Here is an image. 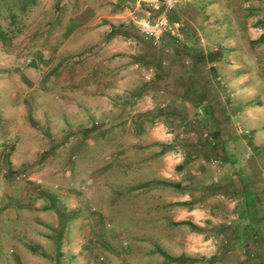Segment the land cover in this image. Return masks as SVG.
Listing matches in <instances>:
<instances>
[{
  "label": "rangeland",
  "instance_id": "374dc122",
  "mask_svg": "<svg viewBox=\"0 0 264 264\" xmlns=\"http://www.w3.org/2000/svg\"><path fill=\"white\" fill-rule=\"evenodd\" d=\"M157 6L0 0V264H264V0ZM90 54L112 85L65 122L26 80Z\"/></svg>",
  "mask_w": 264,
  "mask_h": 264
},
{
  "label": "crops",
  "instance_id": "0c3cea01",
  "mask_svg": "<svg viewBox=\"0 0 264 264\" xmlns=\"http://www.w3.org/2000/svg\"><path fill=\"white\" fill-rule=\"evenodd\" d=\"M116 11L113 13V15L111 14L110 16H107V20L108 21H101L99 23H102L101 25H99V28H102V30L104 29L105 33L109 36L108 38H106V40L102 41V42H97V48L96 50H103V47H105L104 49L106 50H112V53H113V50L114 48L120 44L118 42V37L116 36V29H118V23H119V20L117 19L118 16L122 15L120 14V11L115 9ZM105 22V24H103ZM97 23V25L99 24ZM83 24H85V22L83 21H78V23L76 24L75 22V25H71V29H70V32L67 34V38L70 39L73 32L76 31V29H78L79 27H81ZM99 32V31H97ZM98 34V33H97ZM263 35H261L260 37L257 36V37H253L252 40L253 42L254 41H257L258 39H260ZM258 45H260V43H258ZM111 53V55H112ZM99 55H96V54H90L89 57L86 58L87 60V64H88V67H91L90 69H88L87 71L84 72V68H83V65L78 63V65L76 64V69H75V72L72 73L71 71L70 72H67L66 74H64L63 76H61L60 79H58L57 77L54 76V80H55V83L58 85L56 86L54 89H50L49 90V87H48V82H49V77L51 78V76H49V74H46L45 76H43L45 78L44 81V84L41 83L39 85H33V80H26L27 82H29L30 85H28L29 87L28 90H29V93L31 94L32 92H34V90L36 88H41V95L43 97L44 100H48V98H51L52 96H55V100L57 99L58 101H60V109H61V113H63V116L65 117V122L67 120L68 122V119L70 117V119H73V117L71 115L68 114V106L69 105H72L73 103L76 104V101H74L73 99H68L66 96H64V94H58L56 93L57 91L60 90V92H62L61 90H66L67 92H79V93H94V92H97V91H104V90H108L109 89V86L112 85V83H108V81L103 78V73H102V65L103 63H96L98 60H99ZM65 62H68V60L66 61H63V64H65ZM93 66V67H92ZM74 70V69H73ZM109 72V71H108ZM30 73L32 75H34L35 73L33 71H30ZM6 74V73H5ZM5 74H2V75H5ZM51 74V73H50ZM27 76V75H26ZM81 76V77H80ZM31 79V77H30ZM8 77H3L2 80H1V83H0V86L2 85L1 87V90L2 91H5L9 88L12 87V85H14L15 83V80L14 79H11V82L8 84ZM52 84V82H51ZM14 87V86H13ZM114 90V89H113ZM53 92V94H51ZM40 97V96H38ZM65 98V99H63ZM33 99V98H31ZM63 99V100H62ZM16 101H13L12 103V107L17 110L19 109V111L23 110V106L22 104H20V98H17V99H14ZM66 100V101H64ZM64 101V102H62ZM40 102V101H38ZM37 102V103H38ZM34 103V102H33ZM41 104H42V101H41ZM35 107H33L34 109ZM18 111V110H17ZM45 111V113H44ZM35 112H38L39 114L40 113H44L45 115L47 114V109L46 107H43V106H39V104H37V109L35 110ZM79 113L80 115H78L77 117V120H74L73 122H82L81 120L84 118L83 115L81 114L82 112L80 111L79 109ZM43 114V115H44ZM81 119V120H80ZM226 154V153H225ZM228 160V159H227ZM182 186H184L182 184Z\"/></svg>",
  "mask_w": 264,
  "mask_h": 264
},
{
  "label": "built area",
  "instance_id": "2783aa9c",
  "mask_svg": "<svg viewBox=\"0 0 264 264\" xmlns=\"http://www.w3.org/2000/svg\"><path fill=\"white\" fill-rule=\"evenodd\" d=\"M147 1L150 2V4L154 5L155 7H158L157 5L159 3H163L164 5H166L168 10H172L179 0H147ZM172 33H174V30H172Z\"/></svg>",
  "mask_w": 264,
  "mask_h": 264
},
{
  "label": "trees",
  "instance_id": "16d2710c",
  "mask_svg": "<svg viewBox=\"0 0 264 264\" xmlns=\"http://www.w3.org/2000/svg\"><path fill=\"white\" fill-rule=\"evenodd\" d=\"M264 42V36H262L260 39H258L257 41H254V44H258ZM212 139L214 140V137H212ZM229 160V157L227 158ZM250 200V198H249ZM184 224H192V223H188V222H183ZM254 232V231H253Z\"/></svg>",
  "mask_w": 264,
  "mask_h": 264
}]
</instances>
